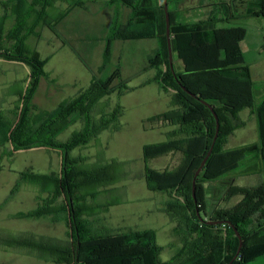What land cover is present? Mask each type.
<instances>
[{
    "label": "trees",
    "instance_id": "16d2710c",
    "mask_svg": "<svg viewBox=\"0 0 264 264\" xmlns=\"http://www.w3.org/2000/svg\"><path fill=\"white\" fill-rule=\"evenodd\" d=\"M171 19L173 70L169 60L164 0H8L0 18V58L8 62H22L29 66V82L15 94L14 109L0 110V146L10 145L13 153L20 150L45 148L56 151L62 159L58 173L22 172L20 183L37 186L41 198L38 206L18 214L17 218H45L64 222L68 226L64 241L46 235L36 237L30 232L16 235L0 232V246L13 247L43 257L56 264H228L237 254L240 240L243 247L232 264H251L264 256V100L257 103L255 80L251 66L245 60L241 42L243 27H229L234 20L248 17L264 19V0H217L211 5L209 17L197 21L183 19L184 0H167ZM68 7L53 17L56 3ZM97 3L105 7L128 8L129 17L122 20L120 13L107 29L106 45L98 72L85 62L93 73L91 84L73 98L59 103L54 109L37 114L33 102L40 81L46 76L49 58L28 44L38 28L49 27L62 38L59 24L77 8L86 9ZM200 4L194 8L205 9ZM244 6V8H241ZM8 21L11 25L8 26ZM155 39L159 47L148 58L142 69H155L153 78L140 87L157 83L170 93L171 108L144 120L146 129L170 126L164 132L166 140L143 147L144 173L148 188L167 196L162 211L175 223L174 231L181 244L173 247L174 254L161 259L162 247L154 229L112 230L98 225L97 219L87 215L104 207L118 204L114 200L98 202L105 191L120 181L117 164L110 162L95 166H78L83 157H72L76 147L97 141L105 130L120 131L125 109L113 105L107 97L123 96L134 88L123 78L118 65L110 74L112 45L115 41ZM78 57L80 52L72 46ZM196 94V98L183 89ZM220 129L213 151L196 179V171L207 156ZM249 109L257 122L258 140L236 148H228L230 137L247 125L242 113ZM81 122L82 128L62 142L59 136L70 126ZM177 157L165 169H156L150 161L163 156ZM237 159V160H236ZM261 174L262 183L256 187L240 186L230 181L229 175ZM215 182L226 186L223 199L240 197L232 206L218 207L212 203L207 188ZM113 196V195H112ZM94 205H90L89 201ZM199 212V213H198ZM261 217V218H260ZM231 221L209 224L206 221ZM262 241L250 243L252 238Z\"/></svg>",
    "mask_w": 264,
    "mask_h": 264
},
{
    "label": "rangeland",
    "instance_id": "374dc122",
    "mask_svg": "<svg viewBox=\"0 0 264 264\" xmlns=\"http://www.w3.org/2000/svg\"><path fill=\"white\" fill-rule=\"evenodd\" d=\"M7 1L0 0V18L4 13V8L11 6L5 3ZM209 1L211 0H184L182 7H189L195 3L205 5ZM56 6L59 8L57 11L51 10L53 17L59 10L66 9L68 4L57 2ZM91 6L93 8L96 5ZM73 17H79L80 20L85 17L86 20L82 22L83 26L87 21L86 14L76 13L59 24L61 36L68 43L67 45L47 26L39 27L37 29L39 34L28 38L27 42L32 49L37 50L42 58H49L44 68L46 76L41 79L33 99L38 106L37 114L51 111L59 103L73 98L88 87L90 73L85 62L93 68L94 72L99 73L97 63H102L99 53L101 46L96 43L98 50L95 48L94 53L91 54L85 52L86 44L77 42L78 38H74L70 32L69 25ZM102 18L106 19L105 13ZM10 25L8 21V26ZM229 27H243L245 30V38L241 42V47L245 60L251 66L255 80V98L257 103H260L264 100V19L261 17L241 18L231 22ZM72 46L81 51L82 58L77 56ZM157 48L158 42L155 39L114 42L111 63L106 69V75L119 65L122 68L123 78L128 79L130 86L134 88L123 96L113 94L107 97L113 107L121 104L125 109L121 118L122 128L120 131L101 132L97 141L93 140L87 146L76 147L71 151V156L85 158L84 163H79L80 167L110 162L118 163L120 181L109 187L114 188L113 193L104 191L98 199L99 203L112 199L118 204L104 207L87 217L97 219L98 225H105L117 231L149 228L156 230L158 243L163 248L161 259L167 261L174 254L173 247L181 244L180 236L174 231L176 224L162 211L167 196L148 188L144 173L143 147L166 140L164 132L170 130L171 127L161 125L155 130L146 129L141 116H153L170 109L168 97L171 102V92L168 94L163 92L157 83L144 87L139 86L144 81L153 78L156 73L155 69L143 72L142 69L147 65L148 57L152 56ZM102 54L104 55V52ZM29 73L30 68L26 64L18 61L8 62L0 58V110L14 109L18 100L15 93L25 89L28 85ZM99 75L102 74L99 73ZM74 79H77L78 86L75 85ZM160 90L163 95L160 94ZM242 117L247 119V125L238 129L230 137L228 148H236L258 140L257 122L252 113H249V109L242 113ZM81 128V122L70 126L59 136L60 141H67L75 131ZM11 149L10 145L0 146V232L13 235L30 232L36 237L46 235L64 241L68 240V226L64 222H54L43 217L17 218L18 214L35 209L41 202V198L47 197L46 193H40L39 188L33 184L25 182L19 184L21 173L25 171L41 174L58 173L62 167L60 154L45 148L20 150L11 154ZM175 159L177 160V157L167 155L151 160L150 165L162 170L174 164ZM229 178L233 183L246 187H256L262 183L261 174L235 173L229 175ZM225 188L226 186L220 182L212 183L207 188L211 194L212 203L218 207L232 206L240 200L237 196L228 201L223 199ZM89 204L94 205V202L90 200ZM261 239V237L252 238L250 243L262 241ZM0 264L56 263L23 250L0 246ZM251 264H264V256Z\"/></svg>",
    "mask_w": 264,
    "mask_h": 264
},
{
    "label": "crops",
    "instance_id": "0c3cea01",
    "mask_svg": "<svg viewBox=\"0 0 264 264\" xmlns=\"http://www.w3.org/2000/svg\"><path fill=\"white\" fill-rule=\"evenodd\" d=\"M215 1L216 0H214V1L211 0V1L207 2L206 3L207 6L204 7L205 9L194 8V7L199 6L200 3H198V4L195 3L189 7H184L183 8V19L188 20V21H197L199 19H204V18L209 17L212 13V8H213V6L211 4L214 3ZM91 5H96V6H93V8H91L92 7ZM130 12H131V10L128 8H121V7L119 8V6H117V7L116 6L115 7H105L101 4L91 3V4H88L86 9L77 8V9H74L73 11H71L69 13V15L62 21V23L66 19H70V17H72L76 13H80V14H84V15L86 14L87 21L85 22L86 25H84V26H83L82 22H84L86 20L85 17L82 18L81 20L79 17L71 18V20H70L71 23L69 25L70 26V32L74 38H78L77 42L79 41V43L82 42V43L86 44V46H84V47H85V52H87L88 54L94 53L93 50L95 48L98 50V48L95 46V44L96 43L99 44L101 46V47H99V53L101 55V61H102L103 60V54L102 53L104 52L105 45H106L105 35L107 32V29L113 23L114 19L117 16H119L118 15L119 13H120L119 18H122V20L124 21L129 17ZM103 13H105L106 19L102 18ZM58 28H60V25L58 26ZM97 28H99V29L96 32ZM92 31H93V33H92ZM144 40H146V39H144ZM158 47H159V44H158ZM74 48L77 49L76 47H74ZM157 49H156V51H157ZM78 52L81 53V51H79V50H78ZM100 65H101V63H97L98 69H99ZM87 70L90 73V76L88 78L89 79V85H90L92 80H93V74L88 67H87ZM91 74H92V77H91ZM73 81L75 82V85L78 86L77 79H74ZM161 90H160V94L163 95L164 91L162 90L163 91L162 92ZM168 102L170 103L169 97H168ZM149 117H151V116L150 115H143V116H141V119L144 121L145 119H147Z\"/></svg>",
    "mask_w": 264,
    "mask_h": 264
},
{
    "label": "water",
    "instance_id": "95a60500",
    "mask_svg": "<svg viewBox=\"0 0 264 264\" xmlns=\"http://www.w3.org/2000/svg\"><path fill=\"white\" fill-rule=\"evenodd\" d=\"M164 3H165L164 6H165V14H166V33H167V40H168L169 60H170L171 68L173 70L174 57H173V49H172V42H171V19H170L168 1L164 0ZM183 89L186 92H188L191 96H193L195 98L197 97L196 94H194L192 91L188 90L185 86H183ZM202 102L211 109V111L213 112L214 116L216 117L217 129H216V134H215V137H214L213 144H212L207 156L203 159V161L201 162L200 167L196 171V174H195V177H194V181H193L194 197L196 196L195 195V192H196V179H197L198 175L201 173V171L203 170V168H204L209 156L211 155V153L213 151L214 143L217 140V137H218V134H219V129H220L219 118H218V115H217L214 107L211 104H209L208 102L204 101V100H202ZM206 222L209 223V224H219V223H229V224H231V221H222V220L206 221ZM234 229H235L236 234H237V236H238V238L240 240V244H239V248H238V252H237L236 256L228 264H232L234 262V260L238 257V255H239V253H240V251H241V249L243 247L242 236H241L240 232L238 231V229L236 227H234Z\"/></svg>",
    "mask_w": 264,
    "mask_h": 264
}]
</instances>
